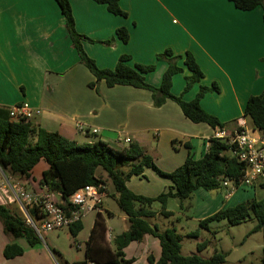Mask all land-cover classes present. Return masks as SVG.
<instances>
[{
  "label": "crops",
  "instance_id": "crops-1",
  "mask_svg": "<svg viewBox=\"0 0 264 264\" xmlns=\"http://www.w3.org/2000/svg\"><path fill=\"white\" fill-rule=\"evenodd\" d=\"M69 2L79 33L95 41L115 39L111 46L83 43L87 54L100 68L114 69L119 58L127 55L131 57L130 66L155 65V70L145 78L150 85L159 87L168 63L157 60V56L167 49L176 55L191 52L204 77L190 91L184 92L186 77L191 72L180 61L183 72L173 77L172 93L189 102L195 99L201 86L216 84L219 92L207 93L201 100L202 108L219 119L228 135L240 123H249L244 117L247 102L264 90L262 7L241 11L229 0H121L120 6L127 13L124 17L110 13L105 5L93 0ZM119 28L128 30L127 43L116 37ZM94 82L95 77L80 63L55 0H0V107L25 104L39 109L41 114L31 120L34 127L58 132L81 145L102 140L122 149L137 143L166 173L182 166L189 155L194 159L202 158L210 140L219 132L205 123L191 122L172 100L156 108L147 90L129 86L109 88L105 82L89 87ZM79 125L82 130L78 129ZM94 129L98 132L93 133ZM255 134L261 135L258 131ZM127 138L131 139L130 143H125ZM47 169L48 164L41 161L29 179H13L0 168V203L16 211L13 207L17 202L16 185L29 192H44L41 180ZM146 170V175L161 186L159 193L141 186L144 174L134 176L127 183L131 191L157 197L173 189L171 180L151 168ZM162 178L165 180H160ZM242 188L232 190L230 186L216 192L198 189L195 191L196 206L191 205L194 209L192 220L199 222L220 210L234 207L240 203L237 198L247 200L242 199L240 191L248 192L249 198H257L258 188L262 189L260 186ZM106 199L108 196L102 215L106 220L107 241L111 244L115 236L127 231L129 222L123 214L116 225L119 231H115L111 223L116 213L105 203ZM112 199L116 202L115 197ZM108 213L111 214L109 218ZM95 219L96 213L88 212L81 220L83 229L78 236H81V243L85 242L84 259L60 253L62 262L72 264L86 260V243ZM227 224L226 220L213 222L210 228ZM11 243L20 245L24 254L7 260L4 250ZM45 246H30L23 238L14 240L5 234L0 222V264H58L49 245ZM124 252L127 259L134 260L131 264H151L148 257L152 255L158 260L161 245L156 237L147 235L140 242H132Z\"/></svg>",
  "mask_w": 264,
  "mask_h": 264
},
{
  "label": "trees",
  "instance_id": "trees-1",
  "mask_svg": "<svg viewBox=\"0 0 264 264\" xmlns=\"http://www.w3.org/2000/svg\"><path fill=\"white\" fill-rule=\"evenodd\" d=\"M55 1L65 18L66 30L79 55L80 63L95 77V82L89 87L94 88L97 83L105 82L109 88L129 86L144 89L151 92L153 105L156 108L172 100L179 105L185 117L191 122L205 123L217 131L224 129L219 119L206 112L201 106V100L207 93L219 92L218 85L201 86L195 99L189 102L183 100L181 96H175L171 91L173 77L183 72V68L179 66L180 61H183L191 72V75L186 77L184 92L190 91L203 79L204 72L191 52L176 55L171 49H167L157 56V60H164L168 63V69L159 87L150 85L145 78L146 74L155 70V65L130 66L128 63L131 57L127 55L119 58L114 69H102L87 54L83 43L111 46L115 39L95 41L79 33L69 0ZM93 1L105 5L114 15L127 17V13L120 6L121 0ZM229 1L241 11H251L259 6L264 10V0ZM116 37L127 43L129 41L128 30L126 28L117 29ZM244 117L249 120L253 130L264 136V90L260 95L249 98ZM41 161L48 164V169L43 173L41 185L50 192L60 194L62 206L65 209L68 210L69 198L79 189L88 185L107 187V184H110L120 211L128 217L129 228L115 236L110 244L107 241L105 217L102 213H96L94 227L86 243V260L72 264H131L134 260L126 258L125 248L134 241H142L147 235L156 237L161 245V256L158 260H155L152 255L148 257L151 264H227L228 253L216 250L209 258L200 255L211 246L210 240L198 243V253L184 255L182 254L183 237L177 233L176 228L161 231L157 225L151 224V219L157 215L166 219L174 216L172 211L167 210L170 199H178L180 209L184 211L192 207L191 205L186 207L184 203L192 199L198 189H204L207 192L221 191L226 189L223 186L226 180L235 181V185H238L244 164L230 155V146L225 140L212 138L202 158L194 159L189 155L182 166L173 172L166 173L156 166L154 158L137 143H132L122 149L112 147L102 140L81 145L58 132L36 128L31 122H11L8 107H0V168L2 172L13 179H29L34 168ZM124 167H128V171H124ZM146 168H151L158 175L171 180L174 185L173 189L157 197H145L133 193L128 188L127 182L133 176L143 175ZM260 187L264 189V183ZM155 203L161 205L162 209L159 214L153 210ZM28 212L31 216L37 217L36 210L29 208ZM107 217H111V214L108 213ZM223 220H226L230 226L253 220L255 225L247 237L262 233L264 239V198L258 200L253 197L234 207L220 210L199 221L198 225L202 229L211 230V223ZM0 222L5 234L14 240L23 238L30 246H36L41 242L40 236L26 225L23 215L2 203H0ZM68 229L75 239L83 229L82 222L78 221ZM190 237H198V232L190 234ZM52 252L60 259V253L55 250ZM23 254L24 249L17 243L8 244L4 250V257L7 260L15 259ZM63 263L69 264L65 261ZM262 264H264V247Z\"/></svg>",
  "mask_w": 264,
  "mask_h": 264
},
{
  "label": "built area",
  "instance_id": "built-area-1",
  "mask_svg": "<svg viewBox=\"0 0 264 264\" xmlns=\"http://www.w3.org/2000/svg\"><path fill=\"white\" fill-rule=\"evenodd\" d=\"M11 122L30 123L41 110L32 109L25 104H16L8 108ZM79 130L82 127L78 126ZM98 130L94 129L93 133ZM214 138L225 140L230 146V155L244 164V170L238 185L235 181L226 180L223 186L236 190L242 187H255L264 183V136L256 135L255 130L248 128L245 123L240 125L228 135L220 130ZM131 139H125L130 143ZM46 189V188H45ZM107 187L85 186L76 191L68 200V210L62 206L61 195L48 191L43 193H30L23 187L15 186L16 200L20 204L26 225L31 227L38 235L58 229L68 228L81 221L88 212L102 213L105 198L108 196ZM36 210L37 217L31 216L28 209ZM93 264V263H90Z\"/></svg>",
  "mask_w": 264,
  "mask_h": 264
},
{
  "label": "rangeland",
  "instance_id": "rangeland-1",
  "mask_svg": "<svg viewBox=\"0 0 264 264\" xmlns=\"http://www.w3.org/2000/svg\"><path fill=\"white\" fill-rule=\"evenodd\" d=\"M248 128H252L251 123H247ZM96 139V138H93ZM128 167H124V171H128ZM147 170L144 173V178H142L143 183L141 186H147L151 188L152 193H159V189H161L160 185L156 184V181L151 179L147 174ZM134 177V176H133ZM131 177V178H133ZM129 179V181L131 180ZM159 178V177H157ZM160 180H165L164 178ZM128 181V182H129ZM127 182V183H128ZM159 186L160 188L156 187ZM20 186V185H17ZM128 186V185H127ZM22 187V186H20ZM129 188V187H128ZM249 187H243L242 189L246 190ZM109 197L106 199V204L109 208H111L115 213V219L111 223V227L115 228V231H119V228L116 225L119 224V217L123 215V213L118 208L114 199H112V188L110 184H107ZM158 189V190H157ZM143 193H146V190H142ZM158 191V192H157ZM133 192V191H132ZM216 192V191H214ZM33 193V192H30ZM36 193V192H34ZM43 193V192H41ZM135 193V192H133ZM40 194V193H39ZM137 194V193H135ZM147 194H149L147 192ZM242 199H252L249 198L251 195L248 192L240 191ZM142 195V194H137ZM148 197L147 195H143ZM264 196V190L258 188L257 199L260 200ZM249 198V199H248ZM245 200V201H247ZM236 201L241 203V198H237ZM242 201V202H245ZM18 202V201H17ZM13 205L18 213L24 215L20 209V204L18 203ZM197 202V195L194 193L192 199L186 201L184 204L186 207L189 205H195ZM161 205L159 203H155L153 205V210L158 214L161 212ZM167 210L172 211L174 216L171 218H164L161 215H157L155 218L151 219V222L156 224L161 231H165L168 228H176L177 233L183 237L182 241V254L190 255L192 253H198L197 245L198 243L210 240L212 242L211 246L200 253L204 258H209L214 251H220L228 253L227 264H262L263 262V247H264V239L262 233H255L250 237H247V234L253 229L255 222L253 220H246L240 225L230 226V225H222L221 227H216L213 230H206L199 227L198 222L192 220L194 209L190 207L184 211L180 209V202L178 199H170L167 205ZM24 217V216H23ZM215 230V231H214ZM214 231L215 233H213ZM49 232V231H48ZM65 232L66 235L63 233ZM116 232V233H117ZM198 232V237H190V234ZM61 234V235H58ZM41 238V246L45 247V245H49L51 250L52 247H55V251L58 253H69L75 257L84 259V247L85 242L81 243V236H77L76 241L70 235L68 228L53 230L47 235V232H42L39 235ZM80 243V244H79ZM79 245H81V249H79ZM63 255V254H62ZM57 258L58 264H64L59 257Z\"/></svg>",
  "mask_w": 264,
  "mask_h": 264
}]
</instances>
